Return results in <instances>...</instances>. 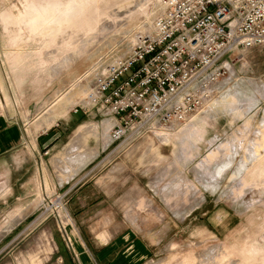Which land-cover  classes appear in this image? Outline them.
I'll list each match as a JSON object with an SVG mask.
<instances>
[{
  "label": "rangeland",
  "instance_id": "1",
  "mask_svg": "<svg viewBox=\"0 0 264 264\" xmlns=\"http://www.w3.org/2000/svg\"><path fill=\"white\" fill-rule=\"evenodd\" d=\"M165 1L0 0V129L25 147L0 157V212L29 214L23 251L2 248L0 222L1 262L40 264L27 250L47 245L49 222L66 231L75 208L90 214L92 235L128 229L146 239L137 264H264L262 48L229 55L213 98L183 123L114 141L117 119L90 99L153 31ZM53 137L34 153L37 138ZM91 151L86 163L69 161ZM50 257L43 264H57Z\"/></svg>",
  "mask_w": 264,
  "mask_h": 264
},
{
  "label": "built area",
  "instance_id": "2",
  "mask_svg": "<svg viewBox=\"0 0 264 264\" xmlns=\"http://www.w3.org/2000/svg\"><path fill=\"white\" fill-rule=\"evenodd\" d=\"M253 47L264 50V0H166L153 31L110 66L90 99L117 119L114 141L155 122L183 123L213 98L229 55Z\"/></svg>",
  "mask_w": 264,
  "mask_h": 264
},
{
  "label": "crops",
  "instance_id": "3",
  "mask_svg": "<svg viewBox=\"0 0 264 264\" xmlns=\"http://www.w3.org/2000/svg\"><path fill=\"white\" fill-rule=\"evenodd\" d=\"M6 127L5 123H3L2 129H0V157L3 158L10 156L13 149L22 145H19L20 142H17L16 139H12L10 130ZM86 136V132L80 131L76 138H74V141L78 143L79 139H85ZM56 140V137L50 140L37 138L36 144L33 145L34 153L37 152V149H44L52 146ZM23 147L22 145V150L25 148ZM91 153L92 151L87 154H80L78 158H75L74 154L73 158L69 161L71 163H86L91 160V158H89ZM35 155L37 154H34V156ZM5 166H8V169L4 168V172L5 170H11V163L7 162ZM11 198L12 197L9 196L2 204L5 206L9 205L12 200ZM71 199L72 204H74L77 197L72 196ZM17 203L18 202H14L13 204L15 205ZM18 209L19 207L17 205L14 207L6 206L3 207L0 212V222L1 225L3 224L1 241H7L2 245V248H6L8 251H23L20 241L29 230L28 227L22 226L29 217V214L25 211L21 212ZM69 212L72 216V221L70 226L66 228V231H62V229L60 231V228L54 223L49 222L50 226L47 228V231L51 239H47V245L43 248L39 247V249L27 250V252L40 253V256H36L35 254V258L38 257V260L41 261L40 264H43L45 259L51 258L50 256L56 260L57 264H137L138 260L141 258L148 257V254H143L140 259L138 258L139 252L148 251L150 243H148L146 239L143 240L136 235L134 230L124 229L119 234L110 236L107 234L106 230L92 235L87 225V221L91 219L89 216L90 214L82 210L75 211V208H72V210L70 209ZM38 219L40 218L38 217ZM103 236L105 238H103ZM43 253H45V256L42 255ZM0 264L9 263H7L6 260H2Z\"/></svg>",
  "mask_w": 264,
  "mask_h": 264
},
{
  "label": "bare ground",
  "instance_id": "4",
  "mask_svg": "<svg viewBox=\"0 0 264 264\" xmlns=\"http://www.w3.org/2000/svg\"><path fill=\"white\" fill-rule=\"evenodd\" d=\"M228 65H229V63H228ZM231 67V66H230ZM70 219V218H69ZM62 224H63V219H62ZM64 227V226H63Z\"/></svg>",
  "mask_w": 264,
  "mask_h": 264
}]
</instances>
